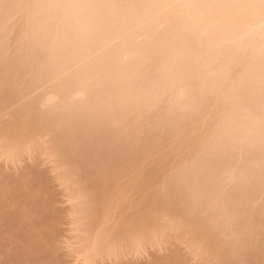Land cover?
<instances>
[{
    "label": "bare ground",
    "instance_id": "bare-ground-1",
    "mask_svg": "<svg viewBox=\"0 0 264 264\" xmlns=\"http://www.w3.org/2000/svg\"><path fill=\"white\" fill-rule=\"evenodd\" d=\"M186 1L0 0V158L69 203L0 173V264H264V0Z\"/></svg>",
    "mask_w": 264,
    "mask_h": 264
},
{
    "label": "rangeland",
    "instance_id": "rangeland-1",
    "mask_svg": "<svg viewBox=\"0 0 264 264\" xmlns=\"http://www.w3.org/2000/svg\"><path fill=\"white\" fill-rule=\"evenodd\" d=\"M176 1H178V0H176ZM182 1H183V2H184V1L187 2L186 0H182ZM182 1L179 0V2H177V3H180V2H182ZM174 3L177 4L176 2H174ZM61 11H62V10H61ZM63 11H64V10H63ZM65 12H67V11H65ZM64 14H65V13H64ZM64 14H63V15H64ZM67 15H68V14H66L65 16H67ZM82 16H84V15H82ZM77 22H78V21H77ZM81 22H82V21H81ZM81 22H80V25H81ZM263 22H264V21H263ZM259 23H260V22H259ZM259 23H258L257 25H256V23H254V24H255L256 26L259 27V25L262 24V23H260V24H259ZM90 24H91V26H92V23H89V24H87V25H90ZM250 24H252V26H249V24H248L249 27L254 28V29L256 28L255 31H257V33L255 34V32H254V34L257 36V34H258V32H259L258 30H260V27H259V28H258V27H254L253 23H250ZM84 25H85V24H84ZM93 25H94V24H93ZM85 26H86V25H85ZM85 26L82 25V27H83V29H81V30H82V32H81L82 34H85L84 32L87 30V29H86L87 26H86V27H85ZM91 26H90V28H91ZM248 26H245V25H244V27H245L246 29H242V30H241V27H240V28H239V30H241L240 32L245 33V35H246L247 33L249 34V32H247V31H248V30H247V27H248ZM260 26H261V25H260ZM262 26H263V24H262ZM82 27H81V28H82ZM242 28H243V27H242ZM251 28H249V29H251ZM257 28H258V30H257ZM262 28L264 29V26L261 27V29H262ZM91 29H92V28H91ZM91 29H88V30H91ZM254 29H252V31H253ZM263 29H262V35L264 36V34H263V33H264V32H263ZM81 30H80V28H79V31H81ZM88 30H87V31H88ZM239 30H238V32H239ZM243 30H247V31H246V32H245V31L243 32ZM252 31H251L250 33H252ZM260 31H261V30H260ZM89 32H90V31H89ZM89 32H86V34H88ZM236 32H237V31H236ZM240 32H239V34L241 35L242 33H240ZM81 33H80V36H81ZM259 33L261 34V32H259ZM236 34H237V33H236ZM236 34H235V35H236ZM239 34H237V35H238L237 37L240 36ZM248 34H247V35H248ZM78 35H79V34H78ZM247 35H246V37L248 38ZM255 35H254V36H255ZM262 35H261V36H262ZM71 36H72V35H71ZM82 36H83V35H82ZM241 36H243V34H242ZM241 36H240V37H241ZM84 37H85V35L83 36V38H84ZM240 37H239V38H240ZM246 37H245V38H246ZM249 37L252 38L250 35H249ZM61 38H62V42H61L60 40H59L60 42H59V41H58V42H59V43H64V42H65V41H64V38L66 39V37H65V36L63 37V36H62ZM61 38H60V39H61ZM247 38H246V41H247ZM257 38H258V37H256V38L253 37V40H254V39L257 40ZM259 38H260V37H259ZM262 38H263V37H262ZM262 38H260L259 41H260ZM27 39L31 40V42H34V41H36L38 38H37L36 40H34V39L32 38V39H33V41H32L31 37L29 36V38L27 37ZM27 39H26V38L24 39V40H26L24 43H28V40H27ZM46 39H47V38H46ZM68 39H69V38H68ZM240 39H241V38H240ZM242 39H243V37H242ZM42 40H45V39L42 38L41 41H42ZM47 40H48V39H47ZM57 40H58V39H56V41H57ZM244 40H245V39H243V41H244ZM248 40H250V39L248 38ZM66 41H67V40H66ZM261 41H263V40H261ZM257 42H258V41H257ZM59 43H58V44L56 43L57 45L55 44V45L53 46V47H55L54 51L57 50V46H59ZM67 43H68V42H67ZM67 43H66V45H67ZM261 43H262V42H261ZM263 43H264V42H263ZM51 44H52V43H51ZM62 45H64V44H62ZM66 45L64 46V48L61 46V47L63 48V49H62L63 51H64V49L66 48ZM262 45H263V44H262ZM50 46H51V45H50ZM53 47H52V49H53ZM247 48H248V47H247ZM58 49H59V48H58ZM45 50H46V49H45ZM45 50H44V52H45ZM50 50H51V49H49L48 51H50ZM62 50H61V49L58 50V53L62 54ZM250 50H252V49H251V48H250V49L248 48V50H246V53L248 52V55H250V52H249ZM253 50H254V49H253ZM46 51H47V50H46ZM54 51H52L51 54L54 53ZM44 52H43V53H44ZM55 53H56L55 55L58 54L57 51H56ZM251 53H252V51H251ZM254 53H255V55H256V58H258V57H259L258 54H257L258 52L256 53V52L253 51V56H255ZM47 54H48V52H47ZM63 54H64V52H63ZM259 54H261V53H259ZM49 55H50V54H49ZM52 55H54V54H52ZM52 55H50V56H52ZM58 56H59V54H58ZM61 56H62V59L60 58ZM251 56H252V54L250 55V57H251ZM257 56H258V57H257ZM260 56H262V55H260ZM263 56H264V54H263ZM263 56H262V59L264 60ZM54 57H55V56H53V58H54ZM60 57H59V60L61 59V61H63V60L65 61V59H67L66 57H69V55H68V56L65 55L64 57H63V55H60ZM51 58H52V57H51ZM56 58H58V57H56ZM64 58H65V59H64ZM259 58H260V57H259ZM254 59H255V57H254ZM262 59L260 60V62L263 61ZM258 61H259V60H258ZM253 62H254V65H256V61L253 60ZM82 64H83V63H82ZM82 64L75 65L73 68L77 67V68H75V69H77V70H74V69H72V70H74V71H76V72L79 70L77 73L82 72L81 70H83V68H85V67L88 66L87 64H85V67H84ZM88 64H89V63H88ZM252 64H253V63H251V65H252ZM259 64H260V63H259ZM80 65H82L83 68H79V69H78V67H79ZM252 66H253V65H252ZM80 67H81V66H80ZM253 67H254V66H253ZM236 69H237V68H236ZM252 70H253V69H252ZM257 70H258V69H257ZM234 71H236V70H234ZM239 73H241V72H239ZM239 73H238V74H239ZM263 73H264V72H263ZM238 77H239V76H238ZM241 77L244 78L245 76H241ZM246 77H247V76H246ZM246 77H245V80H246ZM240 79H242V78H240ZM245 80H244V81H245ZM245 82H246V81H245ZM126 86H127V85H126ZM128 91H130V90H128ZM167 91H168V92L171 91V93H173V91H172L171 89H170V90H167ZM199 91H200V93H201V95H202V94L204 93V87H200ZM168 92H166V93H168ZM168 94L170 95V97L172 96V94H170V93H168ZM169 95H168V96H169ZM166 96H167V94H166ZM168 96H167V97H168ZM117 102H118V101H115V102H114V103H116L115 105H117ZM101 106L105 108V106H103V105H101ZM118 106H119V105H118ZM116 107H117V106H116ZM104 108H103V109H104ZM225 121H226V120H225ZM222 123L224 124V120H223V119L219 122V124L222 125ZM219 124H217V125H219ZM220 125H219V127H220ZM217 127H218V126H217ZM255 135H256V134H255ZM257 135H258V134H257ZM251 137H252V136H251ZM254 137H255V136H253V138H254ZM258 137H259V136H258ZM260 137H261V135H260ZM249 138H250V137H247V140H248ZM256 139H257V138H256ZM258 139L260 140L261 138H258ZM251 140H252V139H250L249 141H251ZM253 140H254V139H253ZM261 140H262V139H261ZM245 141H246V140H245ZM249 141H248V142H249ZM256 141H258V140H256ZM256 141H254V142H256ZM231 142H232V141L230 140L229 143H231ZM258 142L260 143V142H262V141H258ZM245 143H247V142H245ZM243 145H244V144H243ZM38 157H39L40 159H39ZM42 157L45 158V156H42ZM42 157H41V156H36L35 160H34V158H33L34 161L32 160V158H31V160H30V158H26V157H25V158H23V160H22L21 162L15 164V165H14L13 163L11 164V162L9 163L8 161H6V162H8V163H6L5 160L3 161V159L0 158V173L3 174V176H4V175H7V177L18 178V176L21 175V174H20L21 171L24 170V169L27 170L26 168H28V166H29L28 169H30V167H31V168H32L33 170H35V171H39V170L41 171V170H42V171L44 172L43 175L46 174V176H49V178L46 179V180H47V183H49L48 185L51 184V185H50V189L52 190V194H53V193L56 194V195H53V196H54V197H57L56 200L58 199L57 201L54 200V202H55V206H56V207L58 206L57 209L59 208L58 210H63L62 212H64V208L66 209V207H67L68 204H69L68 201L66 200V199H67V196L65 195V194H66V191H63V187L60 185V182H59L58 180H56V178H55L56 176L54 175L55 172H54V171H53V172L51 171V170H52V169H51V167H52L51 163H52V162H50V159H48V160H49V161H48L46 158L43 159ZM36 159H38V160L36 161ZM24 167H25V168H24ZM36 167H37L38 169H37ZM42 171H41V174H42ZM2 172H3V173H2ZM22 172H24V171H22ZM45 172H46V173H45ZM8 175H9V176H8ZM10 175H11V176H10ZM12 175H13V176H12ZM15 176H17V177H15ZM44 176H45V175H44ZM46 176H45V178H46ZM53 177H54V178H53ZM48 179H50V180L48 181ZM59 185H60V186H59ZM48 187H49V186H48ZM228 187H229V186H228ZM228 187H227V188H228ZM52 188H53V189H52ZM224 189H225L224 192H226V188H224ZM227 190H228V189H227ZM55 192H56V193H55ZM62 192H64V193H62ZM63 196H64V197H63ZM62 200H63V201H62ZM60 202H61V203H60ZM56 203H57V204H56ZM256 204H259V202L256 203ZM256 204H255V205H256ZM257 206H258V205H257ZM61 208H62V209H61ZM63 219H64V220H63ZM61 220H62V221H61ZM67 221H68V218H65V217H64V218L60 219V222H61V223L59 224V227H60V226L63 227V228H60V229H61V233L63 234V235L61 236V238L64 239V240H62L61 238H60V240L63 242L62 245H63V248H64V250H63L62 245H61V250L66 254V256H65V262L68 261V262H66V264H82V262L80 263V260H82V259H80L79 257H76L75 255H74V257H75V258H74L73 255H70V254H69V251H67L68 248H69V247H67V243L71 242L70 240H72V239H71L72 237H70V236H72V234H73L72 231H70L71 225L68 224ZM62 222L65 223V224H63ZM263 224H264V223H263ZM64 226L67 227V228H64ZM62 229H63V230H62ZM65 230H66V231H65ZM67 231H70V232H67ZM71 233H72V234H71ZM66 239H68V240H66ZM64 241H65L66 243H65ZM171 241L174 242L175 240H174V241H173V240H170V243H171ZM175 242H176V241H175ZM175 242H174V243H175ZM176 243H177V242H176ZM176 243H175V244H176ZM171 244H173V243H171ZM171 244L168 245L169 248H171V247H170ZM64 245H65V246H64ZM173 245H174V244H173ZM176 245H178V246H176ZM176 245L172 246L173 248H172L171 250L176 249V251H177V249L179 250V246H180V245H183V244H180V245H179V243H178V244H176ZM184 246H185V245H184ZM176 247H178V248H176ZM182 247H183V246H182ZM182 247H180V248H181L180 250H182V249L184 250V247H183V248H182ZM164 248H166V247H164ZM66 249H67V250H66ZM154 249H156V250H158V251H156V250L154 251ZM154 249H153V250H152V248L150 249L151 251H153V253H152L151 251H149V250H148V252H149V253L151 252L152 254H154V255L156 256V255L159 253V251H162V252L165 254V253L167 252V249H168V248L165 249L166 252L163 251V250H159V249H157V248H154ZM185 249H187V248L185 247ZM62 251H61V252H62ZM66 251H67V252H66ZM186 251H187V250H185V253H184V251H183V253H182V251L179 252V253H180V255H181V253H182L183 256H184V255H187V253H188L189 250L187 251V253H186ZM61 252H60V253H61ZM148 252H146V253L144 252V254L142 253V254H141L142 256H141L140 258L138 257V258H139L138 260H140V261H137L136 263L138 264V263L140 262L139 264H142V263H144V260H145V263H146V264H147V262H150V259H149V261H148V258L150 257L151 260H152V257H153L154 255H152V257H151V256H148V255H149ZM177 252H178V251H177ZM64 253H63V254H64ZM156 253H157V254H156ZM163 253H162V254H163ZM146 254H148V255H146ZM160 254H161V252L159 253V255H160ZM162 254H161V255H162ZM188 254H189V253H188ZM190 254H192V253H190ZM190 254H189V255H190ZM159 255H158V256H159ZM189 255L185 256V257H187L189 260L191 259V260L189 261L190 263H188V264H196V260H197V263L199 262L198 259H196V260L194 261V259H193L194 256L191 257V258H189V257H188ZM71 256H72V257H71ZM144 256H145V257H144ZM146 256H147L148 258H147ZM181 256H182V255H181ZM190 256H191V255H190ZM66 257H67V258H66ZM142 257H143V258H142ZM76 258H77V259H80V260H77V261H76V260H75ZM146 258H147V260H146ZM182 258H183V257H182ZM187 258H183V259L186 260ZM194 258H195V257H194ZM129 259H131V258H129ZM142 260H143V261H142ZM131 261H134V262H135L136 260L131 259ZM146 261H147V262H146ZM187 261H188V260H186V262H187ZM193 261H194V262H193ZM192 262H193V263H192ZM145 263H144V264H145ZM199 264H200V262H199Z\"/></svg>",
    "mask_w": 264,
    "mask_h": 264
}]
</instances>
